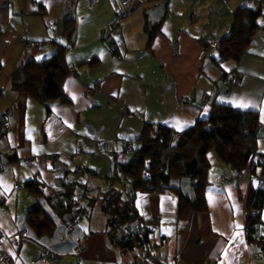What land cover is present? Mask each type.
<instances>
[{"label":"crops","instance_id":"1","mask_svg":"<svg viewBox=\"0 0 264 264\" xmlns=\"http://www.w3.org/2000/svg\"><path fill=\"white\" fill-rule=\"evenodd\" d=\"M164 1L165 18L148 47L146 11ZM0 6V157L10 158L6 166L0 159V264H43L44 250L59 256L54 264H264V251L245 236L249 169L236 175L214 152L207 154V212L181 221L173 193L135 197L153 256L141 245L113 243L101 209L103 194L119 188L103 182L118 169L111 153L127 145L130 156L146 125L182 132L206 119L215 104L244 102L249 107L243 109L258 113L257 151L264 152V0H72L70 7L66 0H0ZM242 7L260 11V29L239 60H221L209 43L230 34ZM118 18L120 29L111 37ZM67 20L74 21L70 41ZM62 49L66 64L76 66L63 82L68 102L44 105L12 90L18 64ZM60 167H66L64 174ZM74 167L94 174L76 180ZM220 176L228 180L218 183ZM57 179L60 187L54 186ZM30 181L53 208L62 195L81 200V214L64 221L72 210L57 220L26 186ZM181 185L189 197L190 183ZM34 202L52 222L40 232L28 221ZM255 236L264 239V210Z\"/></svg>","mask_w":264,"mask_h":264},{"label":"trees","instance_id":"2","mask_svg":"<svg viewBox=\"0 0 264 264\" xmlns=\"http://www.w3.org/2000/svg\"><path fill=\"white\" fill-rule=\"evenodd\" d=\"M260 17L259 10L247 7L234 13L230 34L217 43L221 60H239L242 57L260 29ZM145 19L144 31L147 46L150 47L159 25L148 22L146 14ZM73 31L74 21H65L64 35L68 41ZM68 73L65 50L62 49L42 61L28 60L18 64L10 84L13 91L25 94L38 103H66L63 82ZM260 128L256 111L222 104L213 105L206 119L197 120L182 132L158 125L154 133L153 127L146 125L138 138V147L123 163L118 164V179L127 187L132 202L126 201L119 188H110L101 199V209L108 217V233L112 242L130 249L136 245L143 246L136 235L124 230L137 218L133 201L138 194L173 193L178 198L177 219L181 221L192 212H207L206 191L212 173L207 154L214 152L217 160L236 175L249 169L251 182L245 200V236L248 244L264 251V239L255 236L264 210V152L257 151ZM183 180L190 183L189 197L182 192ZM26 186L34 188L37 195L42 194L35 188L34 182H26ZM58 199L54 209L61 217L72 210L76 216L81 214V210L73 209L74 199L63 195ZM46 220L50 221V218L40 205H35L29 212L28 221L39 232L43 227H51L52 222L47 224Z\"/></svg>","mask_w":264,"mask_h":264},{"label":"built area","instance_id":"3","mask_svg":"<svg viewBox=\"0 0 264 264\" xmlns=\"http://www.w3.org/2000/svg\"><path fill=\"white\" fill-rule=\"evenodd\" d=\"M120 24H121V18L116 19L112 23L111 28H110V33H109L111 37H113L116 33H118V31L120 29ZM24 43H25V45H29V42H27V41H25ZM30 44H32V43H30ZM33 46H35L36 48L42 47V45L39 43H33ZM209 47L212 49H216L217 48V42H210ZM75 69H76L75 65L67 64V70L69 73L74 72ZM232 81L235 85H237L239 83L238 78H235V77L232 79ZM154 133H156V129H154ZM128 151H129V147L126 145L122 150L115 152V153H111V157L115 161V164L117 165V167H118V164H121L125 161V159L127 158ZM72 172H73L76 180H81L83 178V176H91L94 174L93 172H90L88 170H85V169H82L79 167H74L72 169ZM227 180H228V178L226 176H220V177H218L217 182L220 183V182H224ZM103 182L109 186L117 185L119 187V189H121L122 192L124 193L126 201L128 203L132 202L131 197L127 194V187L123 184L122 181H120L118 179V169L116 170L115 175L112 178L103 179ZM69 201L70 200H68L66 202L68 203ZM74 204H75V206H74L75 210H81V208H82L81 200L75 201ZM2 213L7 214L8 212L6 209H3ZM68 229L71 230V227L68 226ZM124 230L126 233H131V234L136 235L137 238H139L142 241L143 246H144L147 254L150 256H153V254H154L153 253L154 242L151 239L146 238V234H148L149 229L145 226L143 220H141L140 218L137 217L135 222L133 224L125 227ZM18 235H19L20 239L24 238L23 233H19ZM43 256H44L43 264H54L59 259L58 255L47 253L45 250L43 251ZM5 259L9 260V258H5Z\"/></svg>","mask_w":264,"mask_h":264},{"label":"water","instance_id":"4","mask_svg":"<svg viewBox=\"0 0 264 264\" xmlns=\"http://www.w3.org/2000/svg\"><path fill=\"white\" fill-rule=\"evenodd\" d=\"M66 1H67V6L70 7L72 0H66ZM0 7H2V6H0ZM165 7H166V1L160 3L159 5H157L156 7L152 8V9L147 10L146 16L148 18V21L154 25H159L160 23H162V21L165 18V15H166ZM217 86L219 89L226 90L224 85H223V82H221V81H219L217 83ZM3 132H4V130L1 133H3ZM0 159H1V165L2 166H6L10 162V158L8 156H1ZM65 172H66V167H60L59 168V174H64ZM58 181H59L58 179L54 181L55 187L61 186V184H58ZM108 199H109V197H108ZM34 205L32 206V209L34 208ZM74 217H76L75 213L72 214L71 217L70 216L63 217V220L66 222H69Z\"/></svg>","mask_w":264,"mask_h":264},{"label":"rangeland","instance_id":"5","mask_svg":"<svg viewBox=\"0 0 264 264\" xmlns=\"http://www.w3.org/2000/svg\"><path fill=\"white\" fill-rule=\"evenodd\" d=\"M49 194V192H47ZM50 195V194H49ZM38 200H43L42 201V205L46 208L47 211H49L51 214L54 215V217H56L57 220L59 221H62V217L55 211V209L53 208V204L51 202L48 201V197H46L45 195L43 194H39L38 195ZM32 204H35L32 203ZM31 204V205H32ZM106 215V214H105ZM107 216V215H106Z\"/></svg>","mask_w":264,"mask_h":264},{"label":"snow or ice","instance_id":"6","mask_svg":"<svg viewBox=\"0 0 264 264\" xmlns=\"http://www.w3.org/2000/svg\"><path fill=\"white\" fill-rule=\"evenodd\" d=\"M235 106L239 107V108H248L249 107V105L247 103H244V102H236ZM237 227H239V225Z\"/></svg>","mask_w":264,"mask_h":264}]
</instances>
